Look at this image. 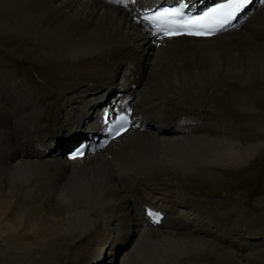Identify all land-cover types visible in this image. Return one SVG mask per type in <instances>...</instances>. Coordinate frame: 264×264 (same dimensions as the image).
<instances>
[{
	"label": "bare ground",
	"instance_id": "bare-ground-1",
	"mask_svg": "<svg viewBox=\"0 0 264 264\" xmlns=\"http://www.w3.org/2000/svg\"><path fill=\"white\" fill-rule=\"evenodd\" d=\"M26 1L34 12L15 20L4 12L29 3L2 0L3 45L22 58H16L20 64L31 63L44 83H73L50 93L43 86L30 91L20 64L2 50L0 240L21 258L16 262L86 264L103 245L97 262L106 263L117 240L130 238L117 264H258L264 240L246 237L264 232V79L247 78L246 86L234 79L242 80L264 53V0L210 38L153 36L138 22L141 10L164 0H132L127 7L113 0ZM194 1L188 5L198 9L210 0ZM140 64L146 69L138 71ZM122 66L118 84L138 83L139 90L121 92L122 106L111 99L100 103L96 114L91 107L99 102L90 87L116 79ZM77 86L78 108L75 95L64 98ZM113 106L126 109L134 124L104 142L96 136L103 111ZM90 111L91 121L98 119L84 139H90L91 154H49L44 142L55 117H87ZM110 111L106 120L115 117ZM170 124L178 128L164 130ZM194 172L215 174V182L224 178L222 196L235 205L224 209L208 195L213 192L204 195V185L213 182ZM194 178L199 189L190 186ZM149 207L161 212L159 223L147 215ZM19 252L34 257L26 260Z\"/></svg>",
	"mask_w": 264,
	"mask_h": 264
},
{
	"label": "rangeland",
	"instance_id": "rangeland-1",
	"mask_svg": "<svg viewBox=\"0 0 264 264\" xmlns=\"http://www.w3.org/2000/svg\"><path fill=\"white\" fill-rule=\"evenodd\" d=\"M25 1L26 0H23V3H27L28 2V1H26V2ZM196 1H198V2H196ZM211 1H213V0H210L208 2H211ZM138 2H141V0H138ZM162 2L166 3V2H169V1H165L164 0ZM200 2H201V0H195L193 3L195 4V6H197V4H201ZM13 3H16V1H13ZM28 3H29V5L28 4H25V5H27V7H29L30 10L27 9V8L24 9L26 6L25 5H20L19 2H18L17 5L15 4L14 6L11 7V9H8L9 11H6L4 13L5 14L7 13L6 15L9 16V18L10 17L11 18L12 17L15 18L14 16H16V19L15 20L23 19L25 17L28 18L30 15H32V14H28V13H33L34 10H35V8L32 6L33 4L31 5V2L30 1ZM207 3H203V5H205ZM203 5H201V6H203ZM31 6L33 7L34 10L32 9ZM256 6H257V0H253L252 3L250 4V7L251 8L252 7L254 8ZM130 7H134V6L132 4H130ZM17 8L19 10L21 9L22 11L26 10L27 12L24 11V13H22V11L21 10L19 11ZM10 11H12L11 14L15 12V15L14 14L13 15H9L10 14ZM251 11H253V10H251ZM18 12H20V13H18ZM246 13H247V11L243 14V16ZM5 14H4V16H5ZM17 14H18V16H17ZM24 15H27V16L29 15V16L27 17V16H24ZM12 20H14V19H12ZM0 24H1L0 25V71H1L2 70V50H4L6 56H10L8 59H10L11 61H13V62H15L17 64H20V63H19V60L16 59V58L22 59V58H20V56L12 55L10 53L8 47H6L5 45H3V43H2V0H0ZM263 51H264V49L262 50V52ZM263 54L264 53H262L261 56H259L260 59L256 58L255 61L251 62V65L250 66H252V67L250 68V66H249V69H248V73L247 74L241 75V78H243L244 81H243V79L242 80L239 79L240 82H239V80H237V78H240V76L237 77V78H235L234 81L237 82L239 85L246 86V84L248 83L247 78H250V79L252 78L251 80H255V81H259V80L261 81L262 79H264V75H263L264 73H262L264 70L262 69V71H261L260 68H259L262 65L263 61H264L263 60L264 59L263 58L264 57ZM147 55H148V53H147ZM220 57L222 58L223 56H220ZM260 60H261V62H260ZM257 61H259V62H257ZM256 62H257V64L260 63V66L258 64V66H259L258 68H257ZM35 63H36V61H35ZM252 64L255 65L256 68H255V66L253 67ZM21 65L22 64L19 65V68H20V71H21L23 77L24 78H28V80L30 82V85H31V87L29 89L30 91H32V88L33 87L34 88H38L39 86L40 87L43 86L44 87V90L47 93H50L53 90V88L61 87L60 89H62L64 87H67L68 85H71V83H73L72 78H65L64 81L60 82L59 85H55L54 83H48V84H46V83H44V78L41 77V75H39L37 73V71L33 68V65L31 63H28L26 65H22V66ZM40 66H43V65L40 63ZM138 67H140V68H138V71H141V70H145L146 69V67L143 64H140V66H138ZM252 68H254V69H252ZM123 69H124V66L121 67L120 72L116 76V79L114 77L110 81H107L106 83L101 84L100 86L94 85V86L90 87L91 88V92H92L91 94H96V96H97V99L95 100V102L96 101L99 102V103H97V106L98 107H96V103H94L92 105V107H91V110H93L94 108H96V110L94 109V111L96 112V114H97V112L99 110L100 103L109 101L111 99L112 102L117 100L116 103L118 105L122 106L124 101L118 100V98L119 97L121 98L125 93L120 94L121 92L128 91V95H131L132 92H136L137 93V91L139 90L140 84H138V83H132L131 85H127V86H121V85L118 84V79L120 78V73L123 71ZM249 71H250V73H249ZM252 73H253V75H252ZM0 74H1L0 75V81H1L0 82V99L2 101V71L0 72ZM244 75L247 76V77L244 78L245 77ZM248 75H250L251 77H248ZM259 75H260V77H259ZM242 76H244V77H242ZM231 79H233V78H231ZM245 79H246L247 82H245ZM241 81H243L244 83L241 82ZM79 94H80V86H77L75 88H71L69 91H66L65 94H64V98H70L71 96H74L75 95L76 98L73 99L72 102L75 103L76 106H77V108H78L79 106L82 105V101H79V99H80ZM101 95H102V97H101ZM98 98H99V101H98ZM128 98H129V101L128 102H130L132 100V97H128ZM106 104H108V103H106ZM106 110L109 111V116H111V111L110 110H113L114 111V114L116 115L117 114V111H119V110H124L125 111L126 109H121V108L119 109V108H116L115 106H113V109H107L106 108ZM90 114H91V111L89 112V114H88L87 117L84 116V117H81L80 118L78 116L77 117L76 116H72V117L67 116L66 117L64 114L60 113V116L55 117L56 123L54 124V126L51 127V129H50L51 132L46 137L45 142H44V145H45L46 150L48 151V153L49 154H52L53 156H59V155H61L62 157H64V156L66 157V154L64 153L65 150H66V148L68 150H71L72 148L70 146L75 147V145H74L75 143H80L84 139H86V137L89 136V134L91 133V131L96 129L97 124H98L97 116H96L95 120H93L94 121L93 122L90 119V117H91ZM238 114H239V117H240V120L239 121L242 122V120H243L242 123H245V121H244L245 119H243V113L241 115V111H238ZM0 117H1L0 118V120H1L2 119L1 112H0ZM109 118H111V117H109ZM241 118H242V120H241ZM142 123L140 124L141 125L140 127H142V126L144 127L145 124H146L145 122H142ZM92 124L94 125L93 128H95V129L89 130V129L92 128L91 127ZM75 126H77V129H75L76 128ZM177 128H178V126L175 125V124H170V125H165L164 126V130H175ZM261 128L263 129L264 128V125L261 126ZM66 138H68V139H66ZM81 138H83V139H81ZM89 140L90 139H87L86 140V145H87L86 153H87L88 156L91 154L90 152H88L89 151V143H90ZM0 141L2 142V136H0ZM66 145H68V147L63 148L62 150H60L61 147L66 146ZM255 160H256L255 158L253 160L251 159L250 162H254V164H256V161ZM261 162H264V159H262ZM262 164H264V163H261V165ZM256 170H258V167L256 168ZM194 174L196 176L199 175L198 177L210 179V181L206 180L207 182H213L210 185V187H208V186L206 187V185H204V189H203V194L204 195H206L207 192H213L212 195L210 193H208V195H210V197H211L212 200H214L216 202H219V203L221 202V204L224 206V209L231 208V207H233L235 205V200L234 199L225 198V197L222 196L223 194L221 192H224V191L222 189L220 190V187H221V185H224L223 184L225 182V179L224 178L221 179L222 181H220V182L219 181L218 182H215L214 181L215 179H212L215 176V174H211V173H200V172H196V173L194 172ZM195 179L196 178H194L193 181H189V182H191L190 183V186H192L194 189H199L200 188V184L199 183H196L195 184V182H194ZM200 180H202V179H200ZM243 189H246V188L244 187ZM214 192H217V193L214 194ZM140 202H139V205H140ZM256 202H257V200L253 201V204H255ZM186 208L188 209V211L191 210V208L189 206H187ZM247 214H248V212H247ZM1 223H2V219H0V231H2V224ZM250 234H252V235L251 236L248 235L246 238L249 239L252 242H256V243L258 242V243H260V242H262L264 240V232L263 231L262 232H253V231H251ZM117 243L119 244V246H117L114 250H112V252L110 254L107 253L108 260H107L106 263H104L103 261L102 262H100V261L97 262V260H98L97 258L100 255L104 254L103 253V250H102L103 249V245H102L100 248H95V251H92L91 253H89V257L87 258L88 260H86L87 261L86 264H92L94 261L96 262V264H117V259H118L119 255L126 248H129L131 246V239L130 238H127V239L121 238L120 240H117ZM19 253H20L21 257H23V259H26V260L27 259H30L31 260L34 257V254H31V252H27V253H25V255L23 254V252H19ZM14 256H15V251L12 250V248L10 246H8V245L7 246L6 245H3L2 246V242L0 240V264H18L16 261H19L21 258H16ZM258 259H260L259 260L260 262L258 264H264V261H263L264 260V257H260Z\"/></svg>",
	"mask_w": 264,
	"mask_h": 264
},
{
	"label": "snow or ice",
	"instance_id": "snow-or-ice-1",
	"mask_svg": "<svg viewBox=\"0 0 264 264\" xmlns=\"http://www.w3.org/2000/svg\"><path fill=\"white\" fill-rule=\"evenodd\" d=\"M114 3L127 7L132 0H113ZM252 3V0H221L214 6L208 7L200 13L186 11L189 5L180 2L177 7L166 8L162 11L144 12L139 23L147 24L151 29V34L158 38H172L179 35H189L196 37L210 38L218 35L231 27L238 16ZM134 124L129 115H123L115 122L112 138L120 137L130 130L129 125ZM104 145H101L103 147ZM84 151L77 152L71 158L83 156ZM147 215L153 223L160 222L159 213L147 210Z\"/></svg>",
	"mask_w": 264,
	"mask_h": 264
},
{
	"label": "water",
	"instance_id": "water-1",
	"mask_svg": "<svg viewBox=\"0 0 264 264\" xmlns=\"http://www.w3.org/2000/svg\"><path fill=\"white\" fill-rule=\"evenodd\" d=\"M217 1V0H216ZM216 1H212V3L216 2Z\"/></svg>",
	"mask_w": 264,
	"mask_h": 264
}]
</instances>
